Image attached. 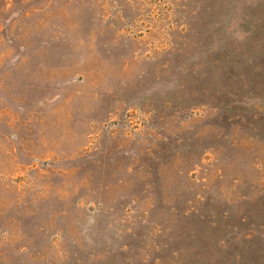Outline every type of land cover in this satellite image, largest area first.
<instances>
[{"label":"rangeland","instance_id":"obj_1","mask_svg":"<svg viewBox=\"0 0 264 264\" xmlns=\"http://www.w3.org/2000/svg\"><path fill=\"white\" fill-rule=\"evenodd\" d=\"M0 264H264V0H0Z\"/></svg>","mask_w":264,"mask_h":264}]
</instances>
